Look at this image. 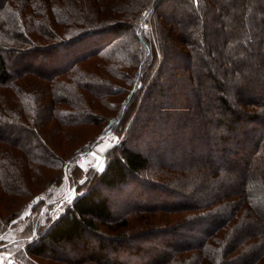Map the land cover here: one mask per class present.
<instances>
[{"label": "trees", "instance_id": "trees-1", "mask_svg": "<svg viewBox=\"0 0 264 264\" xmlns=\"http://www.w3.org/2000/svg\"><path fill=\"white\" fill-rule=\"evenodd\" d=\"M197 1L0 0V199L11 195L12 174L27 176L12 164L24 158L10 148L56 165L63 182L64 165L96 139L67 157L35 155L20 142L21 130L36 137L39 126L47 135L52 124L66 134L67 126L91 123L102 104L111 107L124 93L102 126L125 129L105 168L76 189L36 239L14 250L9 264H41L43 257L76 264L77 250L66 258L55 256L56 248L80 243L87 245V262L97 264L110 258L107 250L115 256L111 264H264V0ZM41 49L51 51L34 64L27 54ZM94 57L93 68L80 65ZM35 75L48 81L37 94L24 88ZM9 97L18 102L8 115ZM70 173L75 183L82 171L71 166ZM124 185L132 188L123 197L106 192ZM26 190L13 191L26 196ZM161 190L160 206L154 199L141 204L139 195ZM131 217L145 228L129 233ZM180 232H191L190 239ZM138 235L146 241L160 235L161 249L132 243ZM92 237L96 247H89Z\"/></svg>", "mask_w": 264, "mask_h": 264}, {"label": "rangeland", "instance_id": "rangeland-1", "mask_svg": "<svg viewBox=\"0 0 264 264\" xmlns=\"http://www.w3.org/2000/svg\"><path fill=\"white\" fill-rule=\"evenodd\" d=\"M195 1L198 2L197 0ZM161 9L163 13L166 14L168 18H170L169 12H168L169 8L167 4L162 5ZM186 9L189 10L187 5L184 6L183 10H186ZM179 11L181 10L179 9ZM181 13H183V11L178 12V14H181ZM206 44H207L206 46L208 47L207 40H206ZM50 47L54 48L55 51L60 50V48L59 47L57 48L56 45H53ZM50 51L51 50L49 49H46V50L41 49L40 51L36 50L35 52H28L29 54L27 55H29L30 57H33L35 59L34 64H37L40 62V59L44 60L48 56ZM80 63H81L80 65H83L87 68H93L94 66L97 65L98 62H97L96 57H94V58H91L90 60L87 59ZM30 79L32 80L29 81ZM46 84H48V81H46L42 77L35 75V76L28 78V80L25 81L24 83L26 87L24 86L23 87L25 89H29V91L34 90L36 91L35 93L37 94V91H38L37 88L39 86L42 87ZM5 93L10 94L11 96H15L14 90L10 88H8V90L6 89ZM123 97H124V93H121L118 97L112 98L111 107L106 106L105 104H102L101 110L97 112L98 117L96 119H93L91 123H83L82 126H75L73 128L67 126L66 129L67 128L68 129L66 131V134H63V132L61 131L58 132V130L60 129L56 131V129L52 127L53 126L52 124L48 128L47 135L43 132L44 129L38 126V131L40 133L36 134L37 139L36 137L32 136L27 130H24V131L21 130L22 140L20 142H23V143L25 142V143H28L29 146H32V147H28V149L31 148V151H33L35 155L41 154V153L46 154V153H51L52 151H56V153H60V154L62 153L67 157L69 154L71 155L74 153L73 148L76 147L77 145L81 144L84 141L87 142L89 140H93L95 138L96 139L94 140V142H92L91 145L87 147H83L82 149H79L77 154L73 156V158L69 161L70 162L69 166L64 165V174H65L64 179L65 180L63 182L59 181L60 179L58 176L60 175L57 173L60 171L56 165L49 167V165L47 166V165L41 164V162L38 163L37 161L29 160L27 159L28 156L26 157V154H25L26 152L24 153L21 150L16 149V148H10L13 153L16 152V154L20 155L18 156V159L24 158L23 163L20 162V160H16V161L13 160L12 164L22 169L26 168L27 176L24 179V176L21 174V172L12 174L10 183H15V184L14 186L11 187V191H8L10 192L11 195L7 193L4 196V198L0 199V218L2 219L0 223L1 225L0 226L1 227L0 228V239L4 242L3 244L0 245V248H1L0 249V264H9L11 259H13L15 256L14 250L24 249L26 247V244L29 241H32L34 238L36 239V237L38 236V232L40 231V229H42V227L46 229L48 225H50V221L55 219L56 216L61 211L64 210V207L70 203L68 201V198L66 197V194H67L66 191L69 189V187L74 186L75 189H77L78 187L83 186L84 184L88 185L94 179V176L97 175L98 172L102 171L98 169L99 162L101 161V162L106 163L107 153L111 150L112 147L116 146L121 141V139L124 137V132H125V129L122 130L121 134L117 133V129H111V130L103 129L102 130V126L105 122H107L106 119L108 117L115 116L117 114L119 106H120L119 105L120 99ZM12 98L9 97L8 102L6 103L4 100V103H3V105L7 107L6 109L8 111L10 110L8 109V107L12 103L14 104L18 102V99L16 98H14L16 102H13ZM170 99L172 100L171 97L169 98V100ZM38 100L42 101V98H39ZM135 113L133 114V116L135 115ZM6 114L9 115V114H14V113L12 111H9V112H6ZM23 123L27 125V127L28 126L32 127L35 124H37L34 122H28V121L23 122ZM15 127L20 128L17 125ZM44 131H47V129H45ZM39 143L43 145V147ZM61 145L62 147H58ZM180 146H182V142H180ZM59 148L60 149L62 148V150H60ZM190 152L193 154L195 153L193 149H191ZM172 158H174L173 155H172ZM71 166L72 167L77 166V168H79V170L82 171L81 176L78 178V181L75 183L73 182L72 179H70ZM147 180L153 183L152 180L150 179H147ZM23 183H24V186L22 187L21 185ZM141 186L143 187V190H144V186L143 185ZM141 186L138 185L139 188ZM148 186L150 185H145V190L149 189ZM16 187L17 189H21V190H24V188H26L27 190L26 192H24L26 196L24 195L16 196V192L13 191L16 189ZM129 188H132V187H129L128 185L127 186L124 185L121 188H119V190H116V191L108 190L106 192H108V194L111 195L113 198L114 197L118 198L119 196L123 197L125 194H127V192H129L128 191ZM31 195L32 196L34 195V196L32 197ZM139 196L141 199L140 201L141 204H142V200H143V203L144 202L148 203V201L150 200L153 201L154 199L155 200L154 204L159 205L161 203V199L164 198V191L161 190L160 194L158 192V194L155 197L151 196V198H149V195L145 193L144 194L142 193V196L141 195ZM13 198H15V200ZM172 199L178 200V196L175 195L174 198ZM25 204L26 206L24 207ZM18 205L20 206L18 207L19 209L17 210L19 211L21 209V212H19L18 215H16L12 219L10 218L11 220L9 219V221L7 222L5 218L8 216L10 209L12 210L13 208H17ZM117 212H119V208H117L116 206L114 207V213H117ZM153 215L154 214L152 213V216ZM152 218H157V216H153ZM130 220H132L133 228L129 230V233L131 232L134 233L136 231L139 232V230H142L145 228V227L142 228L143 227L142 225H144V221L141 220L140 217L139 218L131 217ZM37 223H38V227L36 229L34 228L33 231L31 232L32 226L34 224L36 225ZM151 226L155 227L153 224ZM108 231L109 230H106L105 227L103 228V232L105 235L109 233ZM185 233L187 234V237L189 238V235L191 232H180V238L182 239L186 238ZM164 235L165 233L163 234V236ZM19 237H21L22 239H20ZM158 237L156 236V238L154 239L150 238L149 239L151 241L150 242L148 240L147 241L145 240V235H138V236L132 237L133 240L131 242L134 244H140L143 246L144 245L152 246L156 248L154 249L155 251H158L161 249L160 247L161 242H158V241L155 242V240H157ZM108 239L106 240L109 242L111 238H108ZM98 242L99 241L97 240L96 237H92L90 239L89 247H93V246L96 247L98 245L97 244ZM143 242L147 244H142ZM77 246H78L77 248L73 247V245H71V247L70 246H66V247L64 246V247H59V248L57 247L56 248L57 253L55 256L59 254L60 256L69 258V256H72V253H74V251L77 250L79 252L77 254V257L79 258V262L76 264H81V261H85L86 262L85 264H97L94 262L92 263L87 262L88 255L85 253V250H84L87 247V245L84 246L83 243H80ZM106 253L108 256H110V258L108 260L102 261V263L111 264L113 261H109V260H115L114 259L115 256H112L113 254L112 251L107 250ZM39 261L41 262V264H44V263L45 264H64L62 261L57 262L47 257L45 258L43 257V259H39ZM141 262H144V260H141ZM137 263H140V262H137Z\"/></svg>", "mask_w": 264, "mask_h": 264}, {"label": "built area", "instance_id": "built-area-1", "mask_svg": "<svg viewBox=\"0 0 264 264\" xmlns=\"http://www.w3.org/2000/svg\"><path fill=\"white\" fill-rule=\"evenodd\" d=\"M105 165H106V163L100 161L99 162V165H98V169L103 170L105 168ZM66 193H67L66 194V197L68 198V201L69 202L73 201L74 198H75V196H76V189H75V187L74 186L69 187V189L66 191Z\"/></svg>", "mask_w": 264, "mask_h": 264}]
</instances>
